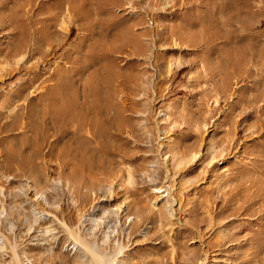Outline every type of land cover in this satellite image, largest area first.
<instances>
[{"label":"rangeland","instance_id":"obj_1","mask_svg":"<svg viewBox=\"0 0 264 264\" xmlns=\"http://www.w3.org/2000/svg\"><path fill=\"white\" fill-rule=\"evenodd\" d=\"M64 71L122 107L106 170L36 158L13 126ZM0 78V264H93L61 221L123 264H264V0H0Z\"/></svg>","mask_w":264,"mask_h":264},{"label":"bare ground","instance_id":"obj_2","mask_svg":"<svg viewBox=\"0 0 264 264\" xmlns=\"http://www.w3.org/2000/svg\"><path fill=\"white\" fill-rule=\"evenodd\" d=\"M74 18L76 17L74 16ZM57 20L58 16H53V22H56ZM66 30L67 29H65V31ZM66 33L68 34V32ZM60 34L61 32L55 29L50 37H48V34H46V32H43V38L41 41H51V39L55 38L54 36L60 37ZM58 42L59 41H56L55 43L58 44ZM38 45L39 44H37L36 46ZM25 46L26 38L23 34L20 39L19 45H17L14 50V53L22 54V56H24L23 51L25 49ZM137 46H140L139 43L137 44ZM31 48H33V46ZM93 59L95 58L90 57L89 60H87V63H89ZM17 65H19V63ZM86 65L87 64H84L83 67H85ZM67 71L71 72V69H68ZM67 75L68 74L66 72L63 73V75L60 77L61 79L57 83H55L54 86H52L41 96H39L40 101L38 103L29 102L28 104L22 106L14 115V119L16 120V122L13 123V126L18 127L17 121L20 117L23 118L24 116V118H26V131L28 133L21 134L22 142L23 139L26 140L24 141L25 143L23 148H29L31 150L32 156L36 158L40 159L48 156L49 158L47 157V161H55L56 167L71 165L73 170L75 171L86 170L90 172L96 167H103V169L106 170L107 168L104 166L103 159H95L94 156L98 152L102 153V151L109 150L107 146V139L113 135L110 132L111 128L120 130V127L123 123V118L121 117L122 107L114 102L104 104L100 101L95 103L88 102L87 97L89 95H92L94 92V90H92V88L90 87L91 79L93 77H96L95 73H91L89 75V78L87 80L88 87L82 94V100L79 101V93L76 90L68 88L67 85H65V79ZM0 80L2 79L0 78ZM94 94L96 93L94 92ZM22 154L23 153L21 152L20 162L24 164L26 163V157H24ZM195 155L193 157H196ZM220 157H222V154ZM81 176L85 179L83 175ZM74 178V183L76 186L85 185L84 187L87 188L88 186L90 188H93L92 186H94L92 182L86 181L88 179L84 180L80 177L78 178L77 176H74ZM165 190L167 191V193H169L171 191V188L169 186H166ZM175 201L176 200H171L168 205V210L171 211L170 214H172V216L174 214L173 204ZM90 209L91 212L86 214L88 216L87 220L89 222H93L91 217L95 211L100 209V207H98V205L91 206ZM104 211H108L109 215L113 217V221H116L120 217L122 206L120 205L116 209V211H114L113 208L112 210L109 209L106 211L105 209ZM86 215H84L82 219H84ZM82 219L80 223L83 222ZM85 220L86 219H84V221ZM60 225L68 233L74 245L78 249H81L89 255L93 264H114L116 261L120 264H123V261L121 259H118L117 257L119 256V253L121 254L122 247L118 246V250L114 255H107L102 251V245H97L96 242L90 243L85 241L76 231V228H70L67 223L63 221L60 222ZM135 225L136 224L133 222V226ZM92 232L91 230H89L88 234L91 235ZM108 237L114 238V235ZM207 259L208 255L205 253L204 257L200 261V264H204Z\"/></svg>","mask_w":264,"mask_h":264}]
</instances>
